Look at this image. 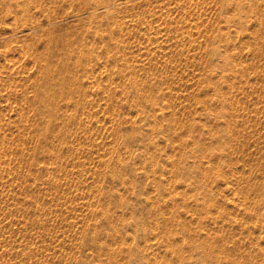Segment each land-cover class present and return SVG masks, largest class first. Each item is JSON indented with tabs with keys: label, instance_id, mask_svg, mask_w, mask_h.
Instances as JSON below:
<instances>
[{
	"label": "rangeland",
	"instance_id": "rangeland-1",
	"mask_svg": "<svg viewBox=\"0 0 264 264\" xmlns=\"http://www.w3.org/2000/svg\"><path fill=\"white\" fill-rule=\"evenodd\" d=\"M0 264H264V0H0Z\"/></svg>",
	"mask_w": 264,
	"mask_h": 264
}]
</instances>
